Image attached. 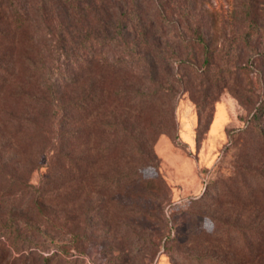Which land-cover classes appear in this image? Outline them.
<instances>
[{
	"label": "rangeland",
	"instance_id": "rangeland-1",
	"mask_svg": "<svg viewBox=\"0 0 264 264\" xmlns=\"http://www.w3.org/2000/svg\"><path fill=\"white\" fill-rule=\"evenodd\" d=\"M24 2L28 28L14 37L17 68L13 84L4 87L10 97L3 106L15 115L28 110L23 99L13 98L25 91V58L46 56L43 72L51 68L52 80L77 71L49 36L40 0ZM167 5L162 46L179 47L183 58H161L142 70L120 52L107 54L124 62L119 79L142 101L127 115L130 137L122 146L121 127L86 126L75 153L91 157L85 190L89 244L82 253L72 250L71 258L75 264H264V0ZM198 31L207 52L197 46L198 58H184L193 49L182 39ZM36 85L33 80L28 88ZM41 125L51 140L48 151L58 153L59 116ZM45 171L41 159L31 182L37 184ZM153 244H159L157 252Z\"/></svg>",
	"mask_w": 264,
	"mask_h": 264
},
{
	"label": "trees",
	"instance_id": "trees-1",
	"mask_svg": "<svg viewBox=\"0 0 264 264\" xmlns=\"http://www.w3.org/2000/svg\"><path fill=\"white\" fill-rule=\"evenodd\" d=\"M25 6L24 0H0V264H75L71 251L82 253L89 244L85 190L91 159L75 151L84 140L87 124L95 122L109 129L121 127L122 146L130 137L127 115L142 101L128 81L119 79L124 62L107 54L120 52L142 70L159 64L161 58H183V54L179 47L167 50L162 46L169 22L167 0H40L49 36L56 38L57 50L73 59L77 71L52 80L51 68L43 72L46 56L41 54L35 61L25 58L27 87L13 98L23 99L28 110L15 115L3 106L10 97L4 87L8 81L13 84L16 73L11 60L14 37L28 28ZM182 43L193 49L184 58H198L197 46L204 53L208 49L200 31ZM33 80L37 81L35 90L28 88ZM146 80L151 82L152 76ZM120 106L124 110L117 114ZM52 115L59 116L63 130L58 153L48 151L51 140L41 125ZM41 159L46 171L33 184L31 175ZM95 208L101 212V200ZM153 248L157 252L159 244Z\"/></svg>",
	"mask_w": 264,
	"mask_h": 264
}]
</instances>
